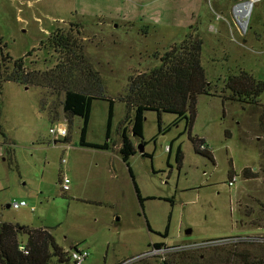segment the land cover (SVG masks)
Here are the masks:
<instances>
[{
  "label": "rangeland",
  "instance_id": "obj_1",
  "mask_svg": "<svg viewBox=\"0 0 264 264\" xmlns=\"http://www.w3.org/2000/svg\"><path fill=\"white\" fill-rule=\"evenodd\" d=\"M240 1L0 0V38L7 51L19 58L36 49L25 61L35 60L32 66L41 70L54 68L57 57L47 55V65L43 63L46 54L37 49L41 40L55 27L81 24L82 34L76 38L87 57L84 63L98 70L104 93L103 98L91 101L85 139L109 144L108 151L79 145L83 119L73 115L69 121L63 116L60 82L25 86L3 81L0 220L47 227L69 254L75 244L87 250L89 256L82 264H118L145 255L157 242L188 244L134 264H163L164 259L171 263L185 257L183 251L209 256L208 248L228 249L237 243L204 247L200 244L203 240L264 237V131L258 120L264 93L260 104L222 100L229 76L245 81L247 76L241 74L245 72L250 81L264 80V0L253 2L246 33L239 32L234 18L233 6ZM192 31L202 40L201 65L220 95L196 97L191 125L189 109L187 118L178 123H174V112L158 115L146 110L142 139L147 156L136 151L129 157L131 177L113 149L120 142L127 114L132 118L135 112L129 111L122 98L128 79L157 65L159 55ZM83 72H74V78L94 89L92 75ZM109 99L113 107L108 128ZM60 124L66 126L67 135L57 139L49 127ZM159 126L169 129L158 132ZM195 137L204 139L214 160L195 152L191 139ZM131 139L136 145L141 143ZM71 144L81 148L74 155L76 178L68 191L75 198L62 192L58 184L59 170L71 159ZM179 146L181 163L176 160ZM230 168L236 181L229 186ZM244 168L247 176L242 175ZM20 199L27 206L7 207ZM186 229L190 233H185ZM50 264L75 263L52 258ZM232 264L241 263L234 256Z\"/></svg>",
  "mask_w": 264,
  "mask_h": 264
},
{
  "label": "trees",
  "instance_id": "obj_2",
  "mask_svg": "<svg viewBox=\"0 0 264 264\" xmlns=\"http://www.w3.org/2000/svg\"><path fill=\"white\" fill-rule=\"evenodd\" d=\"M68 29L55 27L51 30L45 40H41L37 49L46 54L43 63L47 65V55L56 54V60L53 62L54 68L51 70H41L30 60L28 64L26 59L31 56L36 49L32 48L23 57L13 58L6 49L3 39L0 38V85L3 81L16 82L22 85H41L46 86L50 83L60 82L64 93L62 99L63 116L71 121L72 116H80L83 119V127L80 133L81 146H90V148L109 149L107 141L103 143H90L85 139V132L91 111V101L93 98H103V84L98 70L85 64L87 59L83 52L80 41L76 38L82 34L81 24L71 22ZM75 26V28H73ZM76 34V35H75ZM202 40L197 32H188L180 42L173 43L169 50L165 51L157 58L159 63L146 71H138L135 75H130L127 82L125 100L129 111L134 109L132 118L127 114L126 124L120 129V145L118 153L127 165L131 177L132 171L128 166L129 157L137 150L136 144L131 139L134 137L138 142L145 145L142 139L144 129L143 113L146 110H155L158 115L162 112H174L178 123L182 118H187V110L190 114L188 123L191 125L194 119L196 97L199 94H209L216 96L218 90L209 82L204 68L202 67L200 52ZM36 53V52H35ZM156 53L154 54V56ZM56 68V70H55ZM84 71L83 74L92 75L95 84L92 88H86L79 78H74V72ZM241 74L247 76L245 81L237 76H229L225 83L222 100L240 101L242 103H257L264 93V80L259 81L251 79L244 72ZM242 75V76H243ZM226 92L228 94H226ZM108 128L110 127L113 100L109 99ZM262 113L259 116V125L264 131V104L261 105ZM107 128V138L109 130ZM167 128L159 126L158 132L166 131ZM66 138V137H65ZM194 143L195 152L207 155L214 160L210 148L201 149L200 145L204 139L191 138ZM58 142L59 140L54 139ZM147 156L146 153H141ZM264 155V149H263ZM176 160L182 162V152L180 146L176 150ZM246 168L242 170V175H248ZM235 175L232 168L228 170L229 179ZM137 198L142 204L143 198L139 188L134 183ZM166 235V233L164 234ZM78 244L72 247L73 249ZM156 247L164 246V242H157ZM22 246V248H21ZM228 248V247H227ZM209 256L202 253L183 251L186 256H182L181 261L174 262L164 259L163 264H232L234 256L241 264H264V242L248 241L232 244L228 249L225 247H211L206 249ZM193 251V250H191ZM207 256V258H206ZM52 258H57L60 262H67L70 256L67 249L59 246L53 233L47 227H29L21 225L19 222H5L0 220V264H50ZM129 263V264H134Z\"/></svg>",
  "mask_w": 264,
  "mask_h": 264
},
{
  "label": "built area",
  "instance_id": "obj_3",
  "mask_svg": "<svg viewBox=\"0 0 264 264\" xmlns=\"http://www.w3.org/2000/svg\"><path fill=\"white\" fill-rule=\"evenodd\" d=\"M209 1V0H208ZM255 0H251L250 2H246V0H242L240 2H237L234 4L233 6V10H234V13H235V8L237 6H240L242 3H250V11H251V8H252V4ZM250 11H249V14L247 15L246 17V22L244 23L241 19L239 18L238 16H236V14L234 15V18H235V22H236V26L239 30L240 33H246L247 32V28H248V21H249V15H250ZM49 133L54 137V138H57V139H60V138H65L66 135H67V129H66V126L65 125H55V126H52V127H49ZM201 149H204V148H210L207 143L203 142L201 145H200ZM69 181L70 179L68 178L67 175H63L62 177H60V180H59V186L61 187L62 190H67L69 188ZM236 181V175H233L231 179H229V182L228 185H233V183ZM9 206L17 209V208H20V207H25L27 206L26 202L24 200H16V201H13L9 204ZM32 210L35 209V207H31ZM247 235V234H246ZM252 239H255V240H258V241H255V242H264L263 241H260L262 239H264V237H261V236H251V235H248V236H245L243 235L242 236H238V235H235V236H229V237H224V238H214V239H209V240H203L200 244L201 245H204V247H207V246H213L215 244H220L221 245H224V244H229V243H235V242H241V241H246V240H250L252 241ZM194 244H198V243H194ZM188 246V244L184 243V244H181V245H176V246H171V245H164V246H161V247H156L154 245V243L151 245V247H149V249L147 250L146 254L145 255H142V256H139V257H132V258H129L127 260H124L122 261L121 263H118V264H129V263H133L135 262L136 260H140V259H143V257H147V256H157V255H162L164 252H166V250H175V249H182V248H186ZM22 248V246H21ZM70 259L73 260V262L75 264H82L83 260H85L86 257L89 256L87 250L85 248H78V247H75L74 249L71 250L70 254Z\"/></svg>",
  "mask_w": 264,
  "mask_h": 264
},
{
  "label": "crops",
  "instance_id": "obj_4",
  "mask_svg": "<svg viewBox=\"0 0 264 264\" xmlns=\"http://www.w3.org/2000/svg\"><path fill=\"white\" fill-rule=\"evenodd\" d=\"M62 125H64V124H62ZM135 144H136V142H135ZM120 145V142L117 144V145H113V149L115 150V151H117L116 153H118V146ZM70 150H72V153L70 152V156H71V159H70V161H68V162H66L67 164H64L62 167H61V169L59 170V173L60 174H62L61 176H63V175H67L68 176V178L70 179V181H69V188L67 189V190H62V192H65V193H67L68 194V191L69 190H71L72 188H73V186H74V180H75V178H76V168H75V160H76V157H74V155L76 154L75 152H78V151H80L81 150V148H79V147H77V146H75V145H73V144H71L70 145ZM103 150H106V151H108V149H103ZM212 151V150H211ZM74 161V162H73ZM122 161H123V159H122ZM123 163H124V161H123ZM127 166V165H126ZM128 168V167H127ZM78 173V172H77ZM60 176V177H61ZM71 193V194H70ZM70 197H72V198H75L74 197V193H72V192H69V194H68ZM87 201L88 202H90L91 200L90 199H87ZM155 244V243H154ZM88 258V257H87Z\"/></svg>",
  "mask_w": 264,
  "mask_h": 264
},
{
  "label": "bare ground",
  "instance_id": "obj_5",
  "mask_svg": "<svg viewBox=\"0 0 264 264\" xmlns=\"http://www.w3.org/2000/svg\"><path fill=\"white\" fill-rule=\"evenodd\" d=\"M250 11V3H242L240 6H237L235 8V14L239 18L243 19L242 21L246 22V17L249 14Z\"/></svg>",
  "mask_w": 264,
  "mask_h": 264
},
{
  "label": "water",
  "instance_id": "obj_6",
  "mask_svg": "<svg viewBox=\"0 0 264 264\" xmlns=\"http://www.w3.org/2000/svg\"><path fill=\"white\" fill-rule=\"evenodd\" d=\"M251 0H246V2H250ZM143 144H141V143H138L136 146H135V148H136V150L137 151H139L140 153H142V151H143ZM7 207H9V204H7ZM190 229H186V231H185V233H190Z\"/></svg>",
  "mask_w": 264,
  "mask_h": 264
}]
</instances>
